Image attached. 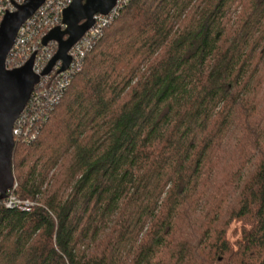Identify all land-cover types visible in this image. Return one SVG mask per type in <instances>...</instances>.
Listing matches in <instances>:
<instances>
[{"label":"trees","instance_id":"trees-1","mask_svg":"<svg viewBox=\"0 0 264 264\" xmlns=\"http://www.w3.org/2000/svg\"><path fill=\"white\" fill-rule=\"evenodd\" d=\"M27 126L0 264H264V0H130Z\"/></svg>","mask_w":264,"mask_h":264},{"label":"built area","instance_id":"built-area-1","mask_svg":"<svg viewBox=\"0 0 264 264\" xmlns=\"http://www.w3.org/2000/svg\"><path fill=\"white\" fill-rule=\"evenodd\" d=\"M23 1L24 0H0V22L6 13L14 12L16 5H20ZM129 1L130 0H116L115 6L108 14L95 15L93 17L92 27L68 52L70 64L67 70L62 73H58L61 67V64L58 62L53 67L50 74L43 77L40 76L47 66V63L55 54L52 55V49H57L56 43L49 42L46 46H42L41 41L52 29H64L62 14L72 1L45 0L33 16L20 27L13 47L7 56L6 68L9 64L13 66L11 69L20 68L34 56L32 71L40 78L24 110L14 123L12 129L14 142H28L34 139L31 134L30 126L28 127L27 125H30L34 119L42 118L46 111L51 110L59 101L64 91L69 86L72 76L80 70L85 55L90 52L93 44L101 36L103 29L119 15L121 9L124 8ZM14 189H16L15 182L12 188L6 192L5 198L1 200L0 203L8 210L15 209L22 212L30 211L34 203L18 199L12 193Z\"/></svg>","mask_w":264,"mask_h":264},{"label":"water","instance_id":"water-1","mask_svg":"<svg viewBox=\"0 0 264 264\" xmlns=\"http://www.w3.org/2000/svg\"><path fill=\"white\" fill-rule=\"evenodd\" d=\"M71 1L62 14L64 29H52L42 38V46L54 42L57 49L40 74L41 77L50 74L58 62L61 64L58 73L66 71L70 64L68 52L92 27L93 17L108 14L116 3V0ZM44 2L45 0H24L16 5L14 12L6 13L0 22V201L14 183L12 129L40 78L32 71L34 56L16 69H7L6 59L18 30Z\"/></svg>","mask_w":264,"mask_h":264},{"label":"rangeland","instance_id":"rangeland-1","mask_svg":"<svg viewBox=\"0 0 264 264\" xmlns=\"http://www.w3.org/2000/svg\"><path fill=\"white\" fill-rule=\"evenodd\" d=\"M16 184V183H15ZM17 186V185H16Z\"/></svg>","mask_w":264,"mask_h":264}]
</instances>
